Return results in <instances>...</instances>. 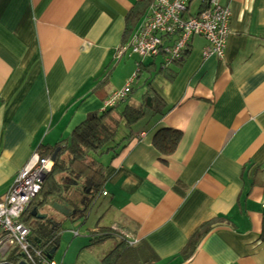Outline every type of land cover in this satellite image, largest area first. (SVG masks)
I'll list each match as a JSON object with an SVG mask.
<instances>
[{"label":"crops","instance_id":"obj_1","mask_svg":"<svg viewBox=\"0 0 264 264\" xmlns=\"http://www.w3.org/2000/svg\"><path fill=\"white\" fill-rule=\"evenodd\" d=\"M142 1L0 0V199L34 155L67 144L132 79L139 61L125 54L127 19ZM221 5L231 12L224 59L204 61L208 45L194 38L174 79H153L165 115L137 125L128 149L106 161L107 196L89 210L105 207L91 231L128 230L147 247L148 264H264V0ZM152 63L158 73L157 60L143 62ZM133 93L127 103L137 106L143 95L134 102ZM163 129L182 134L169 158L153 147ZM62 217L60 241L70 221ZM218 218L227 222L180 258L195 231ZM79 242L71 264H102L117 248L99 254L111 241Z\"/></svg>","mask_w":264,"mask_h":264},{"label":"trees","instance_id":"obj_2","mask_svg":"<svg viewBox=\"0 0 264 264\" xmlns=\"http://www.w3.org/2000/svg\"><path fill=\"white\" fill-rule=\"evenodd\" d=\"M193 1L190 2V7ZM154 2L155 0H143L132 10L127 19L126 35L129 36L134 33ZM202 10L200 5L196 16ZM151 61L155 62L156 60ZM183 62L184 59L167 69H162L161 63L158 73L156 70L158 66L155 63L144 66L141 62H137V70L141 67L137 80L145 77L146 88L140 103L137 106L127 103L129 96L125 102L111 110L90 115L76 129L70 141L57 150L59 152L52 172L46 177L40 194L32 201L21 219V223L31 231L30 244L32 248L40 252L47 261L50 260L49 256L53 251L59 250L61 226L54 223L47 215L42 214V210H45V206L48 204L67 206L72 208L75 213L69 218L72 222L88 216L92 205L104 192L108 171L106 161L116 160L128 149L134 128L137 125L148 117L155 118L165 115L163 100L151 90L153 79L158 75H163L172 81L176 75V69L180 68ZM110 79L111 73L108 72L101 85L105 86ZM133 92L134 89H132ZM181 139L182 134L180 132L163 129L155 135L153 147L163 158H169L175 154ZM55 153L56 151H49L40 157L52 158ZM74 192H78L77 194L82 196L84 210H80L76 203L70 200L73 198ZM88 192L89 195H87ZM33 213H36L35 217ZM224 222H227V219L218 218L214 222L199 227L180 254V258L185 261L190 260L204 238ZM89 238L92 239L95 246L105 244L108 241L116 242L117 248L103 260L102 264H132V260L136 257L140 259V263L137 264L151 262L145 253L147 250L145 245L140 243L135 247H129L126 241L112 228L98 227L90 234ZM52 260L54 261V258ZM9 261L15 263L17 257L15 255L14 257L9 256Z\"/></svg>","mask_w":264,"mask_h":264},{"label":"built area","instance_id":"obj_3","mask_svg":"<svg viewBox=\"0 0 264 264\" xmlns=\"http://www.w3.org/2000/svg\"><path fill=\"white\" fill-rule=\"evenodd\" d=\"M202 11L193 16L191 0H155L142 23L131 35L125 51L128 59L143 64L148 60L162 58V69L181 62L189 51L194 38L203 39L207 48L202 54L204 61L223 60L226 41L230 35L231 12L221 5V0H200ZM141 67L125 88L109 97L104 112L126 101L132 93ZM52 158L34 155L16 177L8 194L0 199V264H56L47 261L30 244L31 231L21 219L41 192L46 177L52 172ZM107 196L106 193L103 194ZM128 244H139L136 237L118 226L112 228ZM78 237L77 233H73ZM17 262H7L8 256Z\"/></svg>","mask_w":264,"mask_h":264},{"label":"rangeland","instance_id":"obj_4","mask_svg":"<svg viewBox=\"0 0 264 264\" xmlns=\"http://www.w3.org/2000/svg\"><path fill=\"white\" fill-rule=\"evenodd\" d=\"M201 5V1L200 0H194L191 3V13L192 15L196 16L199 10V7ZM162 63V58H159L157 60V64L160 66V64ZM136 74V71H135ZM132 77V79L135 77ZM131 79V80H132ZM143 85V81H138L136 80V83L133 87L134 89V93H133V98H134V102L139 101V99L142 97V89L141 86ZM147 121H144L140 124V127H143L145 125H147ZM73 198L70 199L71 201L74 202L75 198L77 195L76 194H72ZM99 207V208H98ZM98 207L92 209L89 213V215L85 218H81L79 220H76L74 222L72 221H67L66 223L63 224V228H62V238L60 241V248L58 250V252L56 253L55 257H54V262L56 264H71V261L73 258H75L77 256V252L76 249L78 247H76V245L78 243H80L79 241H89V235L90 233H92L93 231H91L92 229L94 230V227L96 226L95 219H99L101 218V212L102 210H104L105 207H101L98 205ZM72 209V208H71ZM99 213V216L96 218V213ZM42 214L47 215L50 219H52L55 223H61L62 221H64V218L62 217L61 214H59L57 211H55L53 209V205L48 204L45 206V210H42L41 212ZM101 226H107L110 227L111 225H109V221L108 219H104L101 222ZM107 224V225H106ZM90 232V233H89ZM73 233H78L79 234V238H75ZM114 246H117L116 242H109L107 243L103 248H101L100 250H97L95 253H108V251L113 248Z\"/></svg>","mask_w":264,"mask_h":264},{"label":"water","instance_id":"obj_5","mask_svg":"<svg viewBox=\"0 0 264 264\" xmlns=\"http://www.w3.org/2000/svg\"><path fill=\"white\" fill-rule=\"evenodd\" d=\"M192 1V0H191ZM148 103L150 104V101H148ZM59 151H56V153L54 154V156L52 157V162L54 163L56 161V157L58 155ZM87 195H89V192L87 193ZM53 209L55 211H57L59 214L63 215L64 217H69L71 215H74L75 213L71 212L67 206H61V205H53ZM33 216H36V213H33ZM42 219V218H41ZM56 255V251H53L51 253V255L49 256V259L52 260ZM24 264V263H21Z\"/></svg>","mask_w":264,"mask_h":264}]
</instances>
